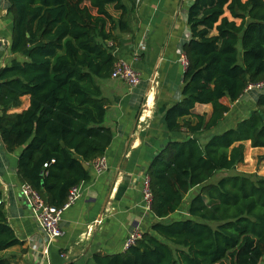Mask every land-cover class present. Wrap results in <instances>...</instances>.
I'll use <instances>...</instances> for the list:
<instances>
[{
    "label": "trees",
    "instance_id": "1",
    "mask_svg": "<svg viewBox=\"0 0 264 264\" xmlns=\"http://www.w3.org/2000/svg\"><path fill=\"white\" fill-rule=\"evenodd\" d=\"M9 50L24 57L0 67V139L18 154L16 172L57 209L89 178L112 131L96 80L109 78L118 31L128 30L122 0H7ZM181 99L165 109L177 133L149 163L150 224L122 252L94 264H264V177L221 176L244 160V144L264 147V92L250 114L212 134L249 84L264 82V0H192ZM29 96L27 108L11 111ZM209 104L211 113L193 112ZM43 164H47L46 167ZM187 201V217L165 222ZM2 193L0 191V198ZM0 203V251L20 245ZM67 264H76L69 262Z\"/></svg>",
    "mask_w": 264,
    "mask_h": 264
},
{
    "label": "crops",
    "instance_id": "2",
    "mask_svg": "<svg viewBox=\"0 0 264 264\" xmlns=\"http://www.w3.org/2000/svg\"><path fill=\"white\" fill-rule=\"evenodd\" d=\"M2 1L5 9L0 8V67L13 59L24 60L23 56L9 50L11 20L4 13L7 1ZM191 2L122 0L128 30L118 31L119 44L112 53L116 60L122 59L136 70L141 82L131 88L110 77L96 80L108 101L103 125L113 134L103 155L107 168L97 173L91 163H86L89 178L75 186L78 198L63 210L60 220L63 234L52 241L45 258L41 257L43 233L18 189L21 181L16 165L21 147L7 152L0 139V191L4 212L21 241L20 245L0 251V264H94L95 253L122 252L132 229L148 231L151 223L159 221L143 201L142 181L148 176L146 170L152 159L167 143L180 136L167 130L164 113L168 106L181 99L185 67L179 61V54L189 39L186 12ZM257 95L256 90L245 91L230 104V111L217 128L202 134L201 142L247 117L255 106ZM28 105L29 96H23L21 105L11 111L19 112ZM193 112L208 117L211 106L195 104ZM243 144L244 153L245 144L252 149L248 141ZM189 198L188 194L184 197L186 217ZM181 209L164 221L181 219L173 218Z\"/></svg>",
    "mask_w": 264,
    "mask_h": 264
},
{
    "label": "built area",
    "instance_id": "3",
    "mask_svg": "<svg viewBox=\"0 0 264 264\" xmlns=\"http://www.w3.org/2000/svg\"><path fill=\"white\" fill-rule=\"evenodd\" d=\"M179 61L183 67L186 66V58L182 51L179 54ZM110 78L121 80L131 88L138 86L141 82L139 73L122 59L116 60L110 73ZM249 90H256L259 95L260 93L264 92V82L249 85L245 91ZM43 166L46 167L47 164H43ZM91 166L95 170V172L102 173L107 168L105 157L101 156L96 158L91 162ZM18 189L27 209L29 210L31 216L35 219L43 233L44 239L41 250V257L45 258L49 254V247L52 241L62 236L63 234V230L60 226L61 215L63 210L68 208L78 198L77 188L73 187L71 189L67 201L59 209L48 205L40 196V194L27 183H20ZM142 198L146 207L150 209L151 193L149 190L148 176H144L142 181ZM2 202L3 199L1 197L0 203ZM140 234L141 232L137 228L132 229L125 240L124 248L126 249L129 246L133 245L135 241L140 237ZM61 256L64 255L62 254Z\"/></svg>",
    "mask_w": 264,
    "mask_h": 264
},
{
    "label": "rangeland",
    "instance_id": "4",
    "mask_svg": "<svg viewBox=\"0 0 264 264\" xmlns=\"http://www.w3.org/2000/svg\"><path fill=\"white\" fill-rule=\"evenodd\" d=\"M1 10L5 9L4 1L0 4ZM6 13V12H4ZM245 153H244V160L242 163L237 164L236 167L228 172H219L217 173L211 181H215L221 176L227 175L229 173L232 174H244L248 175L252 178L256 177H264V147H257V149H249L248 145H246ZM197 189H193L188 193V198L192 196L196 192ZM182 208V209H181ZM180 211L177 212L175 215H173V218L180 217L184 218L186 217L185 211V201L183 203V206L181 207ZM169 220V219H167Z\"/></svg>",
    "mask_w": 264,
    "mask_h": 264
},
{
    "label": "water",
    "instance_id": "5",
    "mask_svg": "<svg viewBox=\"0 0 264 264\" xmlns=\"http://www.w3.org/2000/svg\"><path fill=\"white\" fill-rule=\"evenodd\" d=\"M83 166H84V168H87L88 167V165L86 163H83Z\"/></svg>",
    "mask_w": 264,
    "mask_h": 264
}]
</instances>
